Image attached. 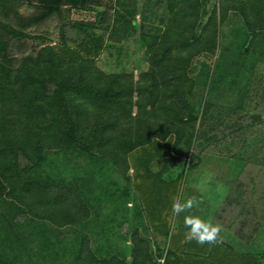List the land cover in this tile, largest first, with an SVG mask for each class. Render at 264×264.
<instances>
[{
    "label": "rangeland",
    "instance_id": "1",
    "mask_svg": "<svg viewBox=\"0 0 264 264\" xmlns=\"http://www.w3.org/2000/svg\"><path fill=\"white\" fill-rule=\"evenodd\" d=\"M227 1L201 0L197 33L216 15L218 47L192 60L187 138L119 160L44 152L31 179L68 199L60 219L15 201L0 179V264H178L199 236L244 256L211 264H264V2L235 11ZM168 20L167 0L0 1V64L16 73L51 47L134 83ZM177 234L185 242L173 245Z\"/></svg>",
    "mask_w": 264,
    "mask_h": 264
},
{
    "label": "trees",
    "instance_id": "2",
    "mask_svg": "<svg viewBox=\"0 0 264 264\" xmlns=\"http://www.w3.org/2000/svg\"><path fill=\"white\" fill-rule=\"evenodd\" d=\"M245 1L227 2L236 11L246 8ZM250 2L255 8L264 0ZM167 5L168 24L149 49V70L134 83L105 74L90 60L67 59L51 47L25 58L16 73L0 64V179L9 197L49 215L53 209L51 220L60 219L57 214L64 215L61 206L68 199L31 179L44 152L72 148L119 160L155 139L174 135L176 150L187 138L186 126L194 122L186 98L193 85L189 70L196 56L217 50L216 15L197 33L201 0H167ZM129 24L135 27L137 21ZM258 25L264 29L262 16ZM255 38V32L250 34L247 44ZM191 163L198 166L199 160Z\"/></svg>",
    "mask_w": 264,
    "mask_h": 264
},
{
    "label": "crops",
    "instance_id": "3",
    "mask_svg": "<svg viewBox=\"0 0 264 264\" xmlns=\"http://www.w3.org/2000/svg\"><path fill=\"white\" fill-rule=\"evenodd\" d=\"M173 238H175V240L173 241V245L178 244L179 240L185 242L184 241L185 237H182L180 234L173 236ZM186 242L188 243L189 241ZM212 243L213 242H211L209 247L206 248L204 244V239L199 236V238L192 241L193 245L192 247H190V249L187 250L184 247H181L180 251L176 252L178 256L179 264H211L214 263L215 259L217 258H221L224 260L227 257H232L233 259L234 256H239L241 258H244V256L240 255L239 253L233 250H229L225 248H212L211 247ZM232 259L229 261L231 262Z\"/></svg>",
    "mask_w": 264,
    "mask_h": 264
}]
</instances>
